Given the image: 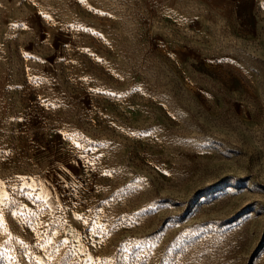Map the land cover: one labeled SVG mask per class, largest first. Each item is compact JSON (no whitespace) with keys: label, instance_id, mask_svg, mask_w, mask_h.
I'll return each instance as SVG.
<instances>
[{"label":"rangeland","instance_id":"rangeland-1","mask_svg":"<svg viewBox=\"0 0 264 264\" xmlns=\"http://www.w3.org/2000/svg\"><path fill=\"white\" fill-rule=\"evenodd\" d=\"M213 1L0 0V264H264V0Z\"/></svg>","mask_w":264,"mask_h":264},{"label":"crops","instance_id":"crops-1","mask_svg":"<svg viewBox=\"0 0 264 264\" xmlns=\"http://www.w3.org/2000/svg\"><path fill=\"white\" fill-rule=\"evenodd\" d=\"M213 4L215 5V7H217L218 12H220L221 9L226 6L237 4V0H216L213 1Z\"/></svg>","mask_w":264,"mask_h":264},{"label":"snow or ice","instance_id":"snow-or-ice-1","mask_svg":"<svg viewBox=\"0 0 264 264\" xmlns=\"http://www.w3.org/2000/svg\"><path fill=\"white\" fill-rule=\"evenodd\" d=\"M113 95H115V94H113ZM0 216H2V213H0Z\"/></svg>","mask_w":264,"mask_h":264}]
</instances>
